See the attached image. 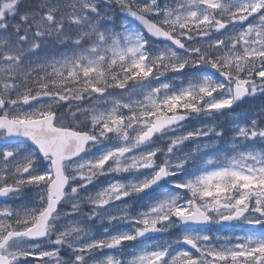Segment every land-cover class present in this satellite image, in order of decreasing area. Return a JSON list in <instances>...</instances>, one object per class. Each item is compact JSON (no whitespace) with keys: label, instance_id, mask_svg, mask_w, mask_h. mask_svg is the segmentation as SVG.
I'll return each instance as SVG.
<instances>
[{"label":"snow or ice","instance_id":"1","mask_svg":"<svg viewBox=\"0 0 264 264\" xmlns=\"http://www.w3.org/2000/svg\"><path fill=\"white\" fill-rule=\"evenodd\" d=\"M0 264H264V0H0Z\"/></svg>","mask_w":264,"mask_h":264},{"label":"rangeland","instance_id":"2","mask_svg":"<svg viewBox=\"0 0 264 264\" xmlns=\"http://www.w3.org/2000/svg\"><path fill=\"white\" fill-rule=\"evenodd\" d=\"M257 102H260L261 103V101H259V100H257ZM230 119H231L230 117L222 118V122H224L225 124H227ZM107 179H108L107 177H101L100 180L97 181V183L98 184H103V183L106 182ZM96 235L97 236L100 235V231L99 230L96 231Z\"/></svg>","mask_w":264,"mask_h":264},{"label":"flooded vegetation","instance_id":"3","mask_svg":"<svg viewBox=\"0 0 264 264\" xmlns=\"http://www.w3.org/2000/svg\"><path fill=\"white\" fill-rule=\"evenodd\" d=\"M260 105V102L255 101L253 104L250 105H245L243 110L238 109V111H244V110H249L251 108L258 109ZM186 247V246H185Z\"/></svg>","mask_w":264,"mask_h":264}]
</instances>
